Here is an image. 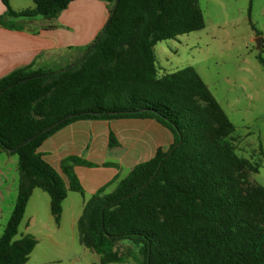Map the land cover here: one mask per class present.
<instances>
[{
    "label": "trees",
    "instance_id": "obj_1",
    "mask_svg": "<svg viewBox=\"0 0 264 264\" xmlns=\"http://www.w3.org/2000/svg\"><path fill=\"white\" fill-rule=\"evenodd\" d=\"M33 1V10L15 12L1 0L0 25L23 30L19 22L57 19L79 0ZM101 1L109 21L74 67L33 63L0 79V154L18 156L20 175L0 264H27L37 246L31 235L17 238L35 190L50 196L60 224L69 192L85 194L75 168L99 167L69 156L59 173L43 144L77 121L114 120H153L173 143L86 201L82 246L101 264H264V187L251 181L260 165L238 156L235 126L194 68L161 75L156 65L158 43L205 29L199 1ZM118 144L111 132L109 147Z\"/></svg>",
    "mask_w": 264,
    "mask_h": 264
},
{
    "label": "rangeland",
    "instance_id": "obj_2",
    "mask_svg": "<svg viewBox=\"0 0 264 264\" xmlns=\"http://www.w3.org/2000/svg\"><path fill=\"white\" fill-rule=\"evenodd\" d=\"M198 1L205 29L158 43L157 68L160 74L187 67L197 71L235 126L233 140L238 156L260 165L259 172L251 176L252 183L264 187V0ZM258 38L263 39L261 48L256 45ZM82 54L78 50L59 56L49 66H69ZM132 130L144 137L136 152L127 151ZM116 131L120 137L115 135L117 147L96 151V155L84 153L83 157L93 163L102 160L120 166L116 180L126 178L135 166L153 158L159 146L167 151L173 142L172 134L164 128L157 134L152 129L121 125ZM19 178L18 156L0 154V236L17 200ZM81 185L85 194L69 192L60 224L51 213L50 196L42 190L33 192L17 236L25 232L28 221L29 231L39 243L28 264H101L100 257L79 241L77 222L84 202L92 196L87 185ZM128 246L125 241L121 249ZM121 264L136 263L129 260Z\"/></svg>",
    "mask_w": 264,
    "mask_h": 264
},
{
    "label": "crops",
    "instance_id": "obj_3",
    "mask_svg": "<svg viewBox=\"0 0 264 264\" xmlns=\"http://www.w3.org/2000/svg\"><path fill=\"white\" fill-rule=\"evenodd\" d=\"M10 5L15 12L35 8L33 0H10ZM5 11L6 9L0 0V16L4 15ZM109 18L110 13L105 2L101 0H79L72 3L57 19L19 22V25L24 27L23 30L9 29L0 25V79L33 63H36V67H46L55 63L59 56L81 51L96 40L104 30ZM121 125L144 127L152 129L157 134L163 129L153 120L77 121L50 137L39 151L45 161L61 173L62 162L69 156L85 158L84 153L96 155V151H110V133L113 132L120 138L116 128ZM134 132L135 130L131 132L133 139L130 146H125L128 148V152H136L144 139L140 135H135ZM120 143H122L121 140ZM94 163L99 167L75 168L80 183L87 185L92 195L119 177L120 172V166L103 167L102 165L107 162L102 160ZM24 227L25 232L20 235V238L27 235L33 236L29 231L30 224L28 221ZM38 244L37 241L35 250ZM29 261L30 257L27 264Z\"/></svg>",
    "mask_w": 264,
    "mask_h": 264
},
{
    "label": "water",
    "instance_id": "obj_4",
    "mask_svg": "<svg viewBox=\"0 0 264 264\" xmlns=\"http://www.w3.org/2000/svg\"><path fill=\"white\" fill-rule=\"evenodd\" d=\"M99 40V39H98ZM98 40H97V42H98ZM96 42V43H97ZM95 43V44H96ZM256 45H257V48H261L262 46H263V39L262 38H258V39H256ZM93 48V47H92ZM76 65V63L75 64H73L71 67H74ZM58 124H56V125H54L53 127H51L50 129H48V130H46V131H49V130H51L52 128H54L55 126H57ZM45 131V132H46Z\"/></svg>",
    "mask_w": 264,
    "mask_h": 264
}]
</instances>
